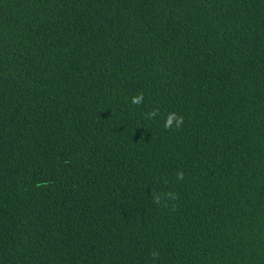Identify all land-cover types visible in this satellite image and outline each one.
Listing matches in <instances>:
<instances>
[{
	"label": "trees",
	"instance_id": "16d2710c",
	"mask_svg": "<svg viewBox=\"0 0 264 264\" xmlns=\"http://www.w3.org/2000/svg\"><path fill=\"white\" fill-rule=\"evenodd\" d=\"M0 264H264V0H0Z\"/></svg>",
	"mask_w": 264,
	"mask_h": 264
},
{
	"label": "clouds",
	"instance_id": "9594fccd",
	"mask_svg": "<svg viewBox=\"0 0 264 264\" xmlns=\"http://www.w3.org/2000/svg\"><path fill=\"white\" fill-rule=\"evenodd\" d=\"M144 98V93L141 92L139 95L134 96L131 98V102L134 105L141 104L143 102ZM158 109H154L153 111L146 113L145 114V119H154L156 114H157ZM173 121H175V126L176 129H179L182 127L184 123V117L183 116H178L177 113L173 112L168 115L166 122L164 124L165 129H171L173 125ZM184 178V173L183 171H180L177 173V179L178 180H183ZM169 196H171L173 199H175V196L172 193H168ZM161 197L158 195H154V202L155 203H160ZM153 255H158V253H153Z\"/></svg>",
	"mask_w": 264,
	"mask_h": 264
}]
</instances>
